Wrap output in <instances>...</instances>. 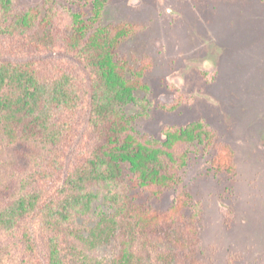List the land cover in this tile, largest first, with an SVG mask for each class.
<instances>
[{"label": "trees", "instance_id": "1", "mask_svg": "<svg viewBox=\"0 0 264 264\" xmlns=\"http://www.w3.org/2000/svg\"><path fill=\"white\" fill-rule=\"evenodd\" d=\"M109 1L86 16L0 0V264H205L200 208L185 216L178 193L166 212L143 209L130 192L180 189L190 157L211 150L232 174L234 151L202 120L137 135L125 109L148 71L118 57L134 28L102 23ZM183 103L177 92L162 109Z\"/></svg>", "mask_w": 264, "mask_h": 264}, {"label": "rangeland", "instance_id": "2", "mask_svg": "<svg viewBox=\"0 0 264 264\" xmlns=\"http://www.w3.org/2000/svg\"><path fill=\"white\" fill-rule=\"evenodd\" d=\"M41 1L15 5L27 9ZM57 3L91 14V0ZM102 23L134 28L118 57L134 71H148L147 90L125 109L136 118L137 135L163 141L165 128L202 120L216 144L235 154L232 174L212 167L213 150L191 156L180 172V189L153 197L135 188L134 203L166 212L181 193L188 202L185 216L202 211L199 261L264 264V0H110ZM177 92L185 103L163 110L175 104Z\"/></svg>", "mask_w": 264, "mask_h": 264}]
</instances>
